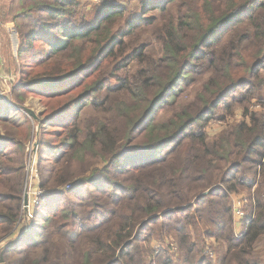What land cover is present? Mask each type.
<instances>
[{"label":"trees","instance_id":"trees-1","mask_svg":"<svg viewBox=\"0 0 264 264\" xmlns=\"http://www.w3.org/2000/svg\"><path fill=\"white\" fill-rule=\"evenodd\" d=\"M112 2L97 4L99 17L87 25L74 21L79 0L0 6L2 24L10 21L18 31V57L35 59L22 69V83L55 88L34 89L47 102L42 127L80 99L103 115L82 119L83 104L72 126L56 124L66 130L62 147L52 150L41 140L39 163L50 156L39 164V186L49 194L18 240L27 183L24 141L32 123L21 109L25 98L16 111L0 98L5 142L18 150L11 154L0 145V264H264L258 249L264 245V113L228 122L264 84L243 55L264 60V0H166L156 7L159 15L138 19L126 18L121 1ZM137 20L152 28L163 53L133 55L137 70L111 86L110 67L125 54V37ZM39 41L46 55L39 54ZM244 70L250 79L245 93L228 101L225 94L244 82L238 78ZM202 78L201 89L189 92ZM220 108L226 126L212 136L207 128ZM163 111L166 118L159 116ZM154 149L158 155L146 160ZM131 152L136 156H125ZM92 160L103 164L84 166ZM69 184L79 190L73 197L58 191ZM245 190L253 193L250 212L237 236L234 197ZM50 198L56 200L52 214L46 211ZM208 238L215 240V259L204 254ZM157 242L167 248L157 250Z\"/></svg>","mask_w":264,"mask_h":264},{"label":"rangeland","instance_id":"rangeland-1","mask_svg":"<svg viewBox=\"0 0 264 264\" xmlns=\"http://www.w3.org/2000/svg\"><path fill=\"white\" fill-rule=\"evenodd\" d=\"M13 0H0V6H3L4 10H9L10 5ZM122 2L125 7L126 11V18H129L132 16V18L138 19L140 17H150L153 15H159V8H156L159 3H163L166 0H153L154 2L147 4V8H144L141 6L140 1L141 0H79V7L77 8V19L74 20L76 23H79L80 25L83 24H91L95 20L98 19L99 14L101 12V9L97 7V4H101L104 6V4L109 5L110 3L113 4V2ZM143 1V0H142ZM105 7V6H104ZM146 12V13H145ZM102 14L100 15V17ZM82 17V18H81ZM10 20V17L4 18V21ZM136 23H139V26L134 29L133 33L129 34L128 36L125 37V45L123 46L125 50V54L120 55V57L116 60V62L110 67V75L111 78H109V83L111 86L117 85L119 80L118 77L124 78L128 75L131 76V74L137 70L138 64L134 61H132V57L135 54H139L143 52L144 57L150 56L153 58H159L162 53V46L159 41H157L156 37L154 36V31L152 30L151 27L144 26V23L141 22V20H137ZM8 33L10 34L6 35L4 28L1 27L0 30L3 29V31H0V37L3 38L2 41V48L0 49V54L2 57V64H1V74H2V82L0 84V98L4 100V105L7 108H11V110L16 111L18 109V105L16 104L18 100H22L25 98L23 102V106H27L28 108L32 109L34 112H36L38 115L41 114L42 112H45V105H46V100H44V96L39 93L38 91H34V89H48V90H55V88L51 86H40V85H34L31 86L29 84H23L21 81V71L22 69H27L30 64L35 61L33 58H26L25 60H21L18 57V48L20 45L19 41V34L18 31L15 27H13V23L6 22L5 24ZM122 28L123 30H126V25H124V22L122 23ZM42 42H37V48L40 50L39 54L46 55L47 46H45L44 43L40 44ZM3 46L5 49L3 50ZM136 52V53H134ZM244 58L251 63L252 70L260 71V77L264 78V60L262 59L263 55L258 57V58H251L249 57L250 52L246 51V53H243ZM38 57V56H37ZM88 71L86 72H81L77 74L76 76L72 77L70 80H68L64 86V88H67L71 85H73L74 82H79L81 77L85 75ZM247 70L242 71L238 78H242L244 82H241L242 84L238 86L237 88H234L230 90L228 93L225 94L226 99L228 101H231L233 96L240 97L242 96L245 91L246 87L248 85V82L250 79H248L247 75ZM204 78L200 79L195 85L191 87L189 92L195 93L198 90L201 89V84L202 80ZM251 81H256V80H251ZM58 86V85H57ZM63 89V88H62ZM54 93V92H51ZM4 94V95H3ZM21 94H24L21 95ZM188 93H186L184 96L186 97ZM86 99H80L77 105H74L70 109H67L63 113L58 114V116L53 117L48 121V124L42 127H40V121L34 119L32 116L29 115L26 111H23V114L28 117V119L31 121L32 125V131L31 135L25 139L24 141V146H25V157L24 159L27 162L28 159V146L31 147V143L33 140H37L40 142L42 139L45 141H48L49 143L52 144V146L46 144V147L51 148L52 150L55 149L56 147H62L65 141V135H66V130L61 128L60 126H56V124L60 123H67V125L72 126L74 124V118L77 115V112L79 110V107L83 104H87L84 108H82V111L80 112V116L82 119H88L91 122L96 121L97 119L103 118V115L101 113H96L93 107L86 102ZM1 105V104H0ZM3 105V104H2ZM8 109V108H7ZM49 111V110H48ZM47 111V113H48ZM49 113H51L49 111ZM225 110L223 108H220L216 112V118L213 119L207 128V131L213 136V135H218L223 128L226 126V123H222L219 120V115L224 114ZM252 113H264V84L261 90L257 92V95L255 98L251 99L249 102H245L244 105H237L235 107V111L233 114H231L228 117V122L231 124L239 123L243 120H248L251 116ZM169 115V112L163 111L159 115L160 118H166ZM81 119V120H82ZM230 124V125H231ZM0 134L3 137L2 140H0V145L2 146V149H5L6 152L8 153H14L15 151H18L15 145L10 144V142H5V139H8L9 137L6 135V132L3 130V126L0 125ZM8 138H6V137ZM9 140V139H8ZM43 140V141H44ZM160 150L154 149L152 152L146 154L144 157L146 160L155 158ZM22 153V152H21ZM20 153V155H21ZM52 155V154H51ZM50 155H47L44 157L42 162H40L42 165H45L48 163V160H46ZM127 157H135L136 152H131L130 154L125 155ZM23 159V156L20 160ZM37 168L39 169V161H40V155L39 151L37 153ZM90 162L91 165H89V162H85L84 166L86 167H93V166H100L103 163L98 160H92ZM40 173V171H39ZM40 181H41V176H40ZM72 185V184H71ZM67 186V185H66ZM65 186V187H66ZM27 187V183H26ZM65 187L60 188L58 191H64L66 194L65 196H71L73 197L72 191L76 188H73V185L70 189L66 190ZM27 190V188L25 189ZM77 192L79 191L78 189L76 190ZM49 192L43 191L42 195L40 196L41 202L43 203V198L48 195ZM250 194H253L252 191L249 192L248 190L242 191L239 195V197H244V198H249ZM238 198V197H237ZM75 199V198H74ZM40 202V205H41ZM56 200L54 198H50L47 206H46V211H50L51 214L54 213L57 208H55ZM39 205V206H40ZM246 212H250V202H246L244 206ZM35 215V214H34ZM31 228V227H30ZM30 228L26 229L27 232ZM19 240V237L17 238ZM207 242L212 241L211 238H208L206 240ZM158 247L162 248H167L166 244H157ZM262 245V243H261ZM155 246V243H154ZM174 253V252H173Z\"/></svg>","mask_w":264,"mask_h":264},{"label":"built area","instance_id":"built-area-1","mask_svg":"<svg viewBox=\"0 0 264 264\" xmlns=\"http://www.w3.org/2000/svg\"><path fill=\"white\" fill-rule=\"evenodd\" d=\"M1 64H2V57L0 54V70H1ZM2 82V74L0 72V84ZM4 95V94H3ZM39 151V142L35 139L31 143V147L28 146V159L26 162V171H27V191L29 193V201L28 204L25 205L23 202L22 206V218L19 223L18 229L21 228V230L26 231V229L30 228L33 225L34 217H35V211L36 208L40 205L41 199L40 196L43 193V190L40 189V173L39 169L37 168V153ZM72 187L71 184L67 185L65 187L66 190L70 189ZM238 197V198H237ZM246 202H250L249 198L234 197V219L236 224L240 227L236 231L237 236H240L242 234V231L245 229L244 221L248 217V212H246L244 206ZM16 238H18V235H16ZM212 241L207 242V247L204 251V254L211 259L216 258V252L212 248V245L215 244V240L211 239ZM157 244H161L157 242L155 244V248L158 250L162 248L161 246L158 247ZM173 252L175 253L177 251L176 246L173 245L172 248Z\"/></svg>","mask_w":264,"mask_h":264},{"label":"crops","instance_id":"crops-1","mask_svg":"<svg viewBox=\"0 0 264 264\" xmlns=\"http://www.w3.org/2000/svg\"><path fill=\"white\" fill-rule=\"evenodd\" d=\"M0 3H1V2H0ZM1 27L4 28V31H5L6 35L10 34V32L8 33V30H7L6 26L2 24L1 17H0V29H1ZM0 31H3V29L0 30ZM0 35H1V34H0ZM2 41H3V38L0 37V49L2 48V47H1L2 44H3ZM4 49H5V47L3 46V50H4ZM236 196H237V195H236ZM238 229H240V227L236 224V231H237ZM28 233H29V230L25 233V232H23V230H21V228H19V229L17 230V232H16V235H18L19 239H21V238L25 237ZM262 247H263V248H262ZM258 249H259V251H260L261 254H262V250L264 251V245L262 246L261 244H259Z\"/></svg>","mask_w":264,"mask_h":264},{"label":"water","instance_id":"water-1","mask_svg":"<svg viewBox=\"0 0 264 264\" xmlns=\"http://www.w3.org/2000/svg\"><path fill=\"white\" fill-rule=\"evenodd\" d=\"M21 109L23 111H26L27 113H29V115L32 116L34 119L40 121V114L38 115L36 112H34L32 109L28 108L25 105L22 106ZM40 127H41V122H40ZM28 201H29V193H28L27 190H25L23 202L25 203V205H27L28 204Z\"/></svg>","mask_w":264,"mask_h":264}]
</instances>
